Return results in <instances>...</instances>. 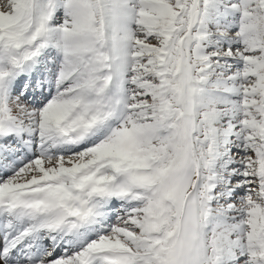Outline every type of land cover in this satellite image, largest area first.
Segmentation results:
<instances>
[{
  "label": "snow or ice",
  "instance_id": "1",
  "mask_svg": "<svg viewBox=\"0 0 264 264\" xmlns=\"http://www.w3.org/2000/svg\"><path fill=\"white\" fill-rule=\"evenodd\" d=\"M0 264H264V0H0Z\"/></svg>",
  "mask_w": 264,
  "mask_h": 264
}]
</instances>
